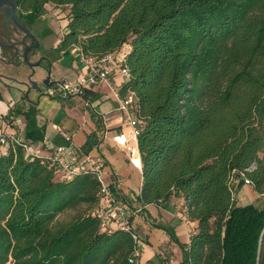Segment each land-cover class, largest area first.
<instances>
[{"label": "trees", "instance_id": "trees-1", "mask_svg": "<svg viewBox=\"0 0 264 264\" xmlns=\"http://www.w3.org/2000/svg\"><path fill=\"white\" fill-rule=\"evenodd\" d=\"M16 1L32 23L47 3L69 7L55 48L63 65L77 47L123 57L129 78L120 95L134 94L142 123V212L183 196L198 222L189 244L174 226L154 224L180 246V264H264V0ZM24 99L28 105L13 111L25 117L26 138L41 141L37 104ZM92 117L97 128L81 146L87 153L104 128L102 116ZM242 173L261 205L236 203L232 177ZM99 186L93 173L61 180L10 143L0 154V264H135L132 233L103 231L93 213ZM82 203L87 214L55 223Z\"/></svg>", "mask_w": 264, "mask_h": 264}, {"label": "crops", "instance_id": "crops-1", "mask_svg": "<svg viewBox=\"0 0 264 264\" xmlns=\"http://www.w3.org/2000/svg\"><path fill=\"white\" fill-rule=\"evenodd\" d=\"M58 42H60V39ZM74 56L75 58L69 66L63 65L59 60L58 62H53L52 68L58 66L57 70H55L56 73L64 75L55 78L54 81L66 80L74 82L84 72L85 65L80 62L76 50H74ZM122 66L121 62H118L115 66L112 74L113 87L98 85L88 92L91 102L89 104H87V98L84 96H70L64 99L51 97L41 91H32L29 99L36 102L38 122L45 127L43 140L33 142L28 139L32 146L38 149L42 155L51 153L54 147L62 144L71 143L74 146L81 147L85 143L87 135L97 128V124L92 117L93 111L103 117L110 135L121 130L129 132L130 128H123L121 125L124 114L118 108L119 101L115 95L116 91L120 92L122 85L128 79L122 74ZM6 84L5 80H0L1 87L4 88ZM22 88L24 91L25 87L22 86ZM6 92L8 100L11 95L8 91ZM0 94L2 95L0 98L3 99V101L0 100V110L7 113L10 110H8V105L1 90ZM24 100L27 102L26 99ZM24 100L20 103L24 102ZM27 105L28 103H26ZM22 119L23 122H26L24 116H22ZM53 124H59L61 129L54 128ZM25 128L12 127L11 130L18 131L20 136L26 138ZM110 141L100 140L101 143L99 142L92 151L106 158L107 173H110L109 179L115 176L119 178L121 182L119 198L142 206L137 199L142 185V170L135 167L123 148L114 145L112 140ZM6 152L7 148L0 146V154ZM155 223L174 226L180 241L184 244H189L191 236L197 231L198 222L188 217L183 196H173L169 201L161 205H146L143 212L133 217L134 230L142 240V254L138 258V263L180 264L182 261L180 246L171 241L169 235L163 229L156 227Z\"/></svg>", "mask_w": 264, "mask_h": 264}, {"label": "built area", "instance_id": "built-area-1", "mask_svg": "<svg viewBox=\"0 0 264 264\" xmlns=\"http://www.w3.org/2000/svg\"><path fill=\"white\" fill-rule=\"evenodd\" d=\"M75 49L80 52V62L85 65L84 72L74 82L54 81L52 85L47 87L45 91L47 95L51 97L84 96L87 89H92L98 85L113 87L112 74L118 62L123 64L121 67L122 74L129 78V69L121 55L115 53L87 55L81 52L79 47ZM115 95L119 101L118 108L124 114L121 125L123 128H130V130L129 132L121 130L110 135L103 121L104 128L100 132V140L107 142L112 140L114 145L124 149L135 167L142 170V157L138 146V136L142 123L135 112L136 100L134 94L128 92L126 95L121 96L120 92L116 91ZM10 99L7 102L10 111L5 113L0 110V146L8 148L10 143L21 145L28 156L40 157L42 163L57 172L61 180H71L82 173H93L100 183L98 200L93 213L98 217L101 229L106 232L113 230L131 232L135 241L131 261L139 264L138 258L142 254V240L134 230L132 218L142 212V206L119 198L121 182L116 176L109 179L110 173H107L106 158L93 153V151L84 152L81 147L74 146L71 143L58 145L54 147L51 153L42 155L27 138L20 136L18 131L11 130L12 127L21 128L23 119L20 116L21 114L18 115L13 111L16 103L12 98ZM87 104H89V101H87ZM53 126L56 129H61L59 124H53ZM239 180L251 185V180L244 173L232 177V184ZM233 197L235 198L234 188Z\"/></svg>", "mask_w": 264, "mask_h": 264}, {"label": "rangeland", "instance_id": "rangeland-1", "mask_svg": "<svg viewBox=\"0 0 264 264\" xmlns=\"http://www.w3.org/2000/svg\"><path fill=\"white\" fill-rule=\"evenodd\" d=\"M45 9L46 13L42 18L41 28L43 30L51 31V35L48 38H41V41L43 44H45L44 51L51 52V54L55 57L54 51L56 53V50L53 51L52 48L57 44L58 39H61L64 34V31L66 30L70 10L67 6L55 5L53 3H47L45 5ZM36 57L37 56L31 55L30 61L33 63L36 62ZM57 67L55 66V68H52L51 74L53 79L64 76L63 74L56 73L55 70H57ZM0 73H3L8 77V79L5 80V82L7 83L6 86L4 88L0 86V90L4 94L6 104L8 100H11L10 98H12L16 104H20V102L23 100L22 98L24 95L22 86L23 83H25L29 79L30 75L33 73L32 68H30L28 64L25 63H21L17 66H9L2 64L0 65ZM45 73V66H38L34 69V74L32 77L35 79H40L45 75ZM46 87L47 86H43L41 88L46 89ZM6 91H8V93L11 95L8 100L6 97ZM0 100L3 101V99L1 98ZM21 105H24L25 107L26 101L24 100ZM20 116L22 117L23 115ZM25 123L26 122L24 121L22 124L23 128H25ZM233 188L236 203L240 205H246L251 202H256L259 205L262 204L263 197L255 191L252 185L245 184L242 180H239L233 184ZM89 208L90 207L87 204L82 203L75 208L67 209L56 217L55 223L61 224L69 222L80 215L87 214Z\"/></svg>", "mask_w": 264, "mask_h": 264}, {"label": "flooded vegetation", "instance_id": "flooded-vegetation-1", "mask_svg": "<svg viewBox=\"0 0 264 264\" xmlns=\"http://www.w3.org/2000/svg\"><path fill=\"white\" fill-rule=\"evenodd\" d=\"M5 12H6V7L5 6L0 7V40L7 45L0 47V65L4 64L9 66H17L20 65L21 63L27 64L25 60V51L28 48L29 60L31 58V55L37 56L35 61L36 62L40 61V65L45 66L46 73L42 78L35 79L32 77L34 74V69H32L33 73L30 75L28 80L32 79L33 81H36L40 90L34 89L31 85H26L27 83H29L27 80L25 84L23 83V86L25 87V90L23 91L24 92L23 98L25 97L26 91H28V96L32 91L45 92L47 87H49L54 83L52 74L49 76L48 70L50 67L52 69L53 62L57 61L54 60L57 55L54 50L59 42L57 41V44L52 48L55 57L51 54V52L44 51L45 44L42 43L41 38H48L51 35V32L49 30H43L41 28L42 18L44 17V15L41 17V20L32 23L28 18H25L23 16L20 7L18 5L15 14L18 20L21 22V24L27 30H29V33H27L25 30H23L15 23L12 14L6 20ZM33 38H37V39L34 40ZM37 42H39V45L37 47H34ZM2 75L5 74L0 73V80L8 79V78H4ZM49 77H50L49 79L50 84L46 85L45 80H47ZM43 86H47L46 89H42L41 87Z\"/></svg>", "mask_w": 264, "mask_h": 264}, {"label": "water", "instance_id": "water-1", "mask_svg": "<svg viewBox=\"0 0 264 264\" xmlns=\"http://www.w3.org/2000/svg\"><path fill=\"white\" fill-rule=\"evenodd\" d=\"M3 6L6 7V12H5L6 20H7V19L9 18V16L12 14L15 23H16L19 27H21L23 30H25L27 33H29V30H27V29L21 24V22L18 20L16 14H15V12H16V10H17V7H18L17 1H16V0H0V7H3ZM33 39L36 40L37 38H33ZM38 45H39V42H37V43L35 44L34 47H37ZM2 46H7V45H6L3 41L0 40V47H2ZM25 60H26V62H27V64H28V66H29L30 68H32V69H35L36 67L41 66V65H40V61H38V62H36V63H33V62H31V61L29 60V58H28V48H27L26 51H25ZM51 71H52V69H51V67H50L49 70H48L49 76L51 75ZM2 76H3L4 78H8L6 75H2ZM49 79H50V77H49L47 80H45V84H46V85H49V84H50V83H49ZM28 82H29V83H27L26 85H31L34 89L40 90V89H39V86H38V84H37L36 81H33L32 79H30V80H28ZM24 84H25V83H24ZM25 95H28V91L25 92Z\"/></svg>", "mask_w": 264, "mask_h": 264}]
</instances>
